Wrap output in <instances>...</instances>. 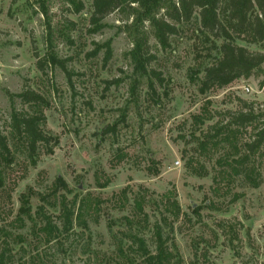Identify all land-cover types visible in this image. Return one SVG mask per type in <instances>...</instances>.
Wrapping results in <instances>:
<instances>
[{
    "label": "rangeland",
    "instance_id": "1",
    "mask_svg": "<svg viewBox=\"0 0 264 264\" xmlns=\"http://www.w3.org/2000/svg\"><path fill=\"white\" fill-rule=\"evenodd\" d=\"M92 5L0 0V134L11 137L10 97L32 89L48 103L43 129L56 144L36 167L20 151L16 164L4 170L0 253L8 246L12 264H139L130 237L145 239L154 252V225L166 216L175 264H264V144L249 165L258 188L242 176L220 182V172L229 170L219 164L231 153L229 145L211 143L205 151L199 145L217 122H227L228 112L243 108L242 101L254 104L261 118L255 126H264V65L250 78L203 94V71L219 52L197 31L196 20L178 24L163 45L150 22L135 26L136 14L128 8L108 15L95 32ZM138 39L147 53L143 67L132 55ZM238 44L264 52V46ZM49 56L60 63L49 65ZM15 101L18 110H27ZM199 116L212 119L202 125ZM237 130L232 141L238 146L257 132ZM58 178L70 193L51 194ZM169 192L182 210L178 220L162 202ZM23 195L33 213L43 204L40 195H51V202L76 199L73 232L46 244L39 225L21 228L14 220ZM44 206L61 228L60 208Z\"/></svg>",
    "mask_w": 264,
    "mask_h": 264
},
{
    "label": "trees",
    "instance_id": "2",
    "mask_svg": "<svg viewBox=\"0 0 264 264\" xmlns=\"http://www.w3.org/2000/svg\"><path fill=\"white\" fill-rule=\"evenodd\" d=\"M135 7L137 9H134ZM92 8L90 22L95 32L104 28L103 21L108 15L128 8L136 14L135 26L143 24L144 21L150 22L163 45H168L169 37L177 33L178 24H190L196 20L197 25L199 24L197 31L209 40L208 42H213V48L219 52V57L214 63L203 71L200 86V92L203 94L216 89H225L241 79L250 78L260 72L264 65V52L250 51L247 47L238 44L241 42L252 46H264V0H93ZM162 10L164 14L158 16ZM216 41H220L221 44H216ZM135 42L138 43L137 49L132 54L133 59L143 67L142 57L147 54L146 49L143 48L144 42L141 39ZM47 60L49 65L60 63L53 56H49ZM42 66L44 65L40 64L41 68ZM68 78L70 81L71 76ZM15 98H18L27 110H18L15 107ZM10 99L13 108L10 120L11 137L0 134V189L5 187L4 170L16 164L20 151L26 155L31 166L36 167L42 153L44 151L51 153V148L56 145L53 137L43 129L46 122L45 109L48 106L44 97L32 89H25L18 95H12ZM241 104L243 107L241 110L228 112L227 122L225 124L224 121L217 122L213 126L214 134H206L204 141L199 145L204 151L211 143L214 147L221 144L229 145L231 153L225 155V158L219 162L223 168L227 167L229 170L220 172V182L242 176L250 187L258 188L261 182L255 177V169L249 165L264 144V126L261 129L255 126L261 118L256 115L253 103L242 101ZM211 119V116L195 117L196 122L202 125ZM246 127H252L257 132L251 142L238 146L232 141V137L237 129ZM114 129L115 126L107 128L105 132ZM190 165H193L192 161ZM193 171L199 174L196 168ZM106 187H108L107 183L99 184V188ZM51 190L52 195H57L63 190L70 193L67 183L61 178L56 180ZM50 196L40 195L43 204L33 213L30 198L23 195L14 220L21 228H24L27 222L36 224L35 227L39 225L38 231L41 232L46 244L57 241L63 234L72 233L77 220L76 199L69 202L66 196H62L51 202ZM175 196L173 192H169L163 196L162 202L165 211L170 213L174 220H178L182 210ZM44 205L60 208L61 228L54 223ZM136 210L147 221V215L139 200H136ZM169 224V219L162 216L161 222L154 225V252L148 248L145 239L137 235L130 237L133 256L141 259L139 264H175L176 244L165 231ZM12 261V251L6 246L0 253V264H12Z\"/></svg>",
    "mask_w": 264,
    "mask_h": 264
},
{
    "label": "built area",
    "instance_id": "3",
    "mask_svg": "<svg viewBox=\"0 0 264 264\" xmlns=\"http://www.w3.org/2000/svg\"><path fill=\"white\" fill-rule=\"evenodd\" d=\"M247 91H250V90L247 89Z\"/></svg>",
    "mask_w": 264,
    "mask_h": 264
}]
</instances>
